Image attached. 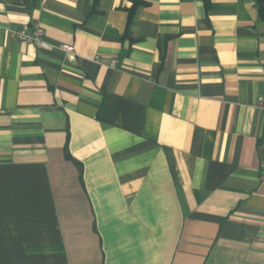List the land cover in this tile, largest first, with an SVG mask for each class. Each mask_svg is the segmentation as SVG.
<instances>
[{
    "label": "crops",
    "instance_id": "1",
    "mask_svg": "<svg viewBox=\"0 0 264 264\" xmlns=\"http://www.w3.org/2000/svg\"><path fill=\"white\" fill-rule=\"evenodd\" d=\"M144 2L0 0V264H264L255 0Z\"/></svg>",
    "mask_w": 264,
    "mask_h": 264
},
{
    "label": "built area",
    "instance_id": "2",
    "mask_svg": "<svg viewBox=\"0 0 264 264\" xmlns=\"http://www.w3.org/2000/svg\"><path fill=\"white\" fill-rule=\"evenodd\" d=\"M16 36L24 41L35 43L36 45L43 47V48H52L53 45L49 43L45 38V30L40 25L36 24L34 29L27 30L22 29L15 32ZM68 53H74V47L71 44L62 43L60 45ZM259 106L263 105V97H259L258 99Z\"/></svg>",
    "mask_w": 264,
    "mask_h": 264
},
{
    "label": "trees",
    "instance_id": "3",
    "mask_svg": "<svg viewBox=\"0 0 264 264\" xmlns=\"http://www.w3.org/2000/svg\"><path fill=\"white\" fill-rule=\"evenodd\" d=\"M144 3H145L144 0H133V4L129 8V22L134 17L138 7L143 5ZM255 3L257 5L260 18L264 20V0H255ZM127 31H128V27H127Z\"/></svg>",
    "mask_w": 264,
    "mask_h": 264
}]
</instances>
